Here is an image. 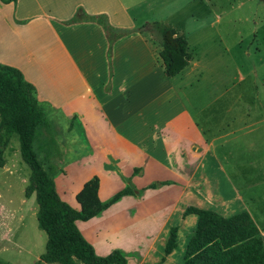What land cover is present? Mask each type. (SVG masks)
<instances>
[{
  "label": "crops",
  "instance_id": "0c3cea01",
  "mask_svg": "<svg viewBox=\"0 0 264 264\" xmlns=\"http://www.w3.org/2000/svg\"><path fill=\"white\" fill-rule=\"evenodd\" d=\"M144 26L127 0L0 2V65L18 69L36 88L48 125L34 147L62 201L80 211L77 196L94 180L102 203L130 190L98 216L76 222L96 254L119 251L130 264L133 256L139 264H184L199 226L197 215H186L189 208L225 218L247 212L264 235V213L248 205V190L256 188L248 167L259 175L264 165L262 142L250 137L257 112L236 84L215 89L197 57L166 78L147 39L159 34ZM255 181L264 185V177ZM35 200L24 194L22 211L33 205L35 215ZM174 228L178 248L166 256ZM42 255L30 264H47Z\"/></svg>",
  "mask_w": 264,
  "mask_h": 264
},
{
  "label": "rangeland",
  "instance_id": "374dc122",
  "mask_svg": "<svg viewBox=\"0 0 264 264\" xmlns=\"http://www.w3.org/2000/svg\"><path fill=\"white\" fill-rule=\"evenodd\" d=\"M127 2L137 23L142 26L148 24L143 31H157L155 33L159 34L156 27L159 24L160 30L171 27L185 35L193 58H199L207 67L205 78L217 81L215 89L223 91L224 84H236L238 95H242V100L257 112L250 137L253 141L261 140L259 145L264 155V133L261 132L262 128L264 131V123L257 122L258 118L264 117V0ZM99 20L104 22L102 18ZM147 39L159 55L162 50L159 35L151 38L148 34ZM9 147L5 152L9 167H0V264H30L32 256H41L46 252L48 236L39 227L36 200L35 215L33 205L28 207V212L22 211V200L24 194L26 196L25 189L30 183L32 170L22 158L17 135L12 137ZM4 160L6 162L5 155ZM45 168L50 173V167ZM259 170L260 174L257 175L255 169L248 167L249 184L256 186L253 191L248 190V205L264 213V185L260 187L255 181L257 177H264V165ZM249 195L256 197L257 203L250 204ZM157 229L156 223L149 229L144 244L152 241ZM262 238L264 242V235ZM131 259L139 264L141 257L133 256ZM127 260L130 264V259ZM177 264H180V260Z\"/></svg>",
  "mask_w": 264,
  "mask_h": 264
},
{
  "label": "trees",
  "instance_id": "16d2710c",
  "mask_svg": "<svg viewBox=\"0 0 264 264\" xmlns=\"http://www.w3.org/2000/svg\"><path fill=\"white\" fill-rule=\"evenodd\" d=\"M17 0H0L3 3ZM159 32L162 60L166 78L182 73L193 61L185 35L171 27ZM144 27L142 28V30ZM0 167H4L5 152L13 135L20 138L21 155L31 168L26 197L36 194L38 223L47 236L46 252L41 261L47 264H128L125 254L116 251L106 257L96 254L93 247L79 232L76 222L98 216L121 197L130 193L126 189L110 202L99 199V182H89L77 196L78 211L62 201L57 193L51 173L44 167L35 151L38 130L48 125L42 105L37 101L36 88L26 82L18 69L0 65ZM199 217V226L191 238L185 264H264L262 234L249 213L225 218L213 212L189 208L186 215ZM177 228L172 229L165 255L177 249ZM165 260V258L163 259Z\"/></svg>",
  "mask_w": 264,
  "mask_h": 264
}]
</instances>
